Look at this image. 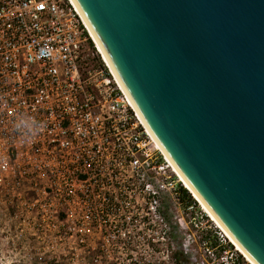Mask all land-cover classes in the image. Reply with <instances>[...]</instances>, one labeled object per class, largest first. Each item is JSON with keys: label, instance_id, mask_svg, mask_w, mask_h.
<instances>
[{"label": "built area", "instance_id": "built-area-1", "mask_svg": "<svg viewBox=\"0 0 264 264\" xmlns=\"http://www.w3.org/2000/svg\"><path fill=\"white\" fill-rule=\"evenodd\" d=\"M0 234L7 247L25 235L48 250H113L114 264H177L180 252L189 264H249L158 145L73 0H0Z\"/></svg>", "mask_w": 264, "mask_h": 264}, {"label": "water", "instance_id": "water-1", "mask_svg": "<svg viewBox=\"0 0 264 264\" xmlns=\"http://www.w3.org/2000/svg\"><path fill=\"white\" fill-rule=\"evenodd\" d=\"M142 121L264 264V0H73Z\"/></svg>", "mask_w": 264, "mask_h": 264}, {"label": "rangeland", "instance_id": "rangeland-1", "mask_svg": "<svg viewBox=\"0 0 264 264\" xmlns=\"http://www.w3.org/2000/svg\"><path fill=\"white\" fill-rule=\"evenodd\" d=\"M19 234H12V237ZM6 234H0V264H48V258L60 256V264H114L104 256H114L113 250H85V249H45L40 247L35 237L25 235L21 238V245L7 247L1 239H5ZM4 242V240H3ZM98 256L104 257L96 262ZM42 258V260H41ZM117 258V257H115ZM122 260L120 259V262ZM124 264V263H121ZM182 264H189L188 260H183Z\"/></svg>", "mask_w": 264, "mask_h": 264}, {"label": "bare ground", "instance_id": "bare-ground-1", "mask_svg": "<svg viewBox=\"0 0 264 264\" xmlns=\"http://www.w3.org/2000/svg\"><path fill=\"white\" fill-rule=\"evenodd\" d=\"M96 41V40H95ZM97 43V42H96ZM98 45V43H97ZM99 47V45H98ZM100 52L103 54L102 50L99 47ZM104 59L107 61L105 55L103 54ZM108 65L110 66L109 62L107 61ZM110 68L112 69V67L110 66ZM113 71V69H112ZM114 73V71H113ZM115 74V73H114ZM116 76V74H115ZM117 78V76H116ZM118 79V78H117ZM119 81V80H118ZM182 177V176H181ZM183 179V177H182ZM184 180V179H183ZM187 188L190 190V192L194 195V197L196 198V200H198L200 202V204L202 205L204 211L211 216V218L216 222V224H218V226L226 233V235L229 237V239L231 240V242L236 246L237 250L244 256V258L246 259V261L249 264H255L249 257L248 255L238 246V244L232 239V237L227 233V231L222 227V225L216 220V218L212 215V213L207 209V207L203 204V202L199 199V197L194 193V191L189 187V185L186 183V181L184 180Z\"/></svg>", "mask_w": 264, "mask_h": 264}, {"label": "trees", "instance_id": "trees-1", "mask_svg": "<svg viewBox=\"0 0 264 264\" xmlns=\"http://www.w3.org/2000/svg\"><path fill=\"white\" fill-rule=\"evenodd\" d=\"M175 258L178 259L177 264H182L183 260L187 259L186 256L183 253H176Z\"/></svg>", "mask_w": 264, "mask_h": 264}]
</instances>
